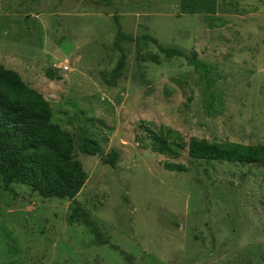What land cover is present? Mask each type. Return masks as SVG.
I'll return each mask as SVG.
<instances>
[{
    "label": "rangeland",
    "instance_id": "1",
    "mask_svg": "<svg viewBox=\"0 0 264 264\" xmlns=\"http://www.w3.org/2000/svg\"><path fill=\"white\" fill-rule=\"evenodd\" d=\"M118 29L195 54L218 80L208 87L203 71L149 39L120 49ZM0 65L70 134L85 173L75 202L132 258L91 245L84 226L67 222L72 201L0 181V264H264V166L186 151L173 160L150 147L166 127L185 142L264 144V0H0ZM83 139L117 151L116 167L80 152ZM168 161L186 171L165 170Z\"/></svg>",
    "mask_w": 264,
    "mask_h": 264
},
{
    "label": "trees",
    "instance_id": "2",
    "mask_svg": "<svg viewBox=\"0 0 264 264\" xmlns=\"http://www.w3.org/2000/svg\"><path fill=\"white\" fill-rule=\"evenodd\" d=\"M147 39L155 43L166 59L184 58L194 69L203 71V77L207 78L209 69L196 59L195 54L188 55L178 47H163L147 35L131 37L118 29L115 43L121 49L120 41H134L137 50L140 51V41ZM145 59L158 62L159 58L157 54H139V60ZM124 65L123 56L119 65L108 74L109 85H116V81L122 76ZM217 80L218 78H207L208 87ZM215 105L216 97L210 93L207 110H213ZM51 114L48 102L40 93L28 87L15 71L0 65V181L2 187L10 190L13 183H18L29 187L42 199L72 201L67 222L84 226L92 236L91 245L109 246L129 262L132 258L117 246L110 244L97 223L91 219L89 212L75 202L76 196L84 185L85 173L79 162L74 160L72 137L51 121ZM150 147L154 152L173 160L182 151H186L190 158L196 160L264 166V144L208 142L196 138H190L188 142H185L178 132L167 127L159 129L158 133L152 135ZM79 149L83 154L98 156L103 164L112 168L116 167L119 153L115 150L103 155L99 146L89 139H83ZM164 168L177 173L186 171L184 165L174 161L165 162Z\"/></svg>",
    "mask_w": 264,
    "mask_h": 264
}]
</instances>
